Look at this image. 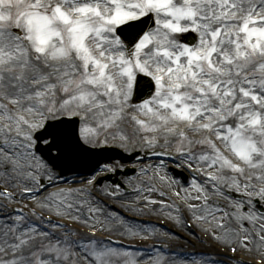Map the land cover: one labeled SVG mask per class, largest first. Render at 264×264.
<instances>
[{
    "label": "snow or ice",
    "instance_id": "6c2138e0",
    "mask_svg": "<svg viewBox=\"0 0 264 264\" xmlns=\"http://www.w3.org/2000/svg\"><path fill=\"white\" fill-rule=\"evenodd\" d=\"M110 142L160 158L136 203L264 264V0H0V264H176L130 251L151 233L104 215L127 192L95 190L115 166L57 183ZM17 194L30 213L10 209Z\"/></svg>",
    "mask_w": 264,
    "mask_h": 264
},
{
    "label": "rangeland",
    "instance_id": "374dc122",
    "mask_svg": "<svg viewBox=\"0 0 264 264\" xmlns=\"http://www.w3.org/2000/svg\"><path fill=\"white\" fill-rule=\"evenodd\" d=\"M128 131L130 132L131 131V129H128ZM110 143H113V144H115V146H117V143L118 142H110ZM137 143H139V142H136L135 144H130L129 145V148H132V147H136L137 146ZM117 147H119V146H117ZM120 148V147H119ZM141 149H143L142 147H140ZM120 149H122V148H120ZM123 150V149H122ZM108 166H115V168H122V166H120V163L119 162H116L115 164H111V165H108ZM171 166H169V168H170ZM171 169H173L172 167H171ZM140 170V169H139ZM139 170H138V173H139ZM180 170V169H179ZM115 171H116V169H115ZM173 171V170H172ZM104 173V172H103ZM137 173V174H138ZM102 174V173H101ZM136 174V176H138ZM141 178L142 177H139V179L138 180H141ZM120 179H122V177H120V178H118V180H120ZM159 183L157 182V185H158ZM107 184L106 183H104V184H102L100 187H98L97 189H96V191L97 192H99L100 190H101V188H104V186H106ZM108 186H110V185H108ZM114 190V189H113ZM172 197L173 198H175L176 199V197L175 196H173L172 195ZM153 199H157V200H159V199H161L160 197H157V198H153ZM137 201V197H135L134 199H132V200H129L128 202H133V203H135ZM128 202H125V201H123V203H124V205H128ZM168 203H171L169 200L167 201ZM109 203H112V204H117V206L118 205H120L122 202H121V199H119V198H115V199H113V198H106L105 200H104V209L106 210V211H108L109 213H112L113 215H115V217H117V220H120L121 219V215H123V214H121V213H119V211H117V210H115L114 208H112V207H110L109 206ZM32 207V205L31 204H28V207H27V209H30ZM154 211H143V212H141V213H134V214H136V215H144V216H149V214H152V216H156V217H159V218H166V219H170V220H172V222L174 223V225H175V227H177L178 228V226L179 225H177L176 224V220H177V213L175 212V211H171L170 213H169V211L167 210H165V211H163V212H161V211H159V209H160V206H155L154 207ZM125 210L127 211L128 209L127 208H125ZM86 211V210H85ZM28 212H30V210L29 211H27V213ZM182 212H184V213H188L187 212V210L186 209H183L182 210ZM126 213V212H125ZM124 213V214H125ZM131 213H133V212H131ZM45 214H48V213H45ZM189 214V213H188ZM49 215V214H48ZM154 216V217H155ZM55 217V216H54ZM55 218H57V217H55ZM97 227L99 228L100 226L99 225H97ZM109 227H114V226H109ZM181 229L183 228V227H181V226H179ZM100 232H104V231H100ZM144 232L145 233H151L150 231H148V230H144ZM104 233H106V234H109V235H114V236H118V237H122L121 236V234H120V232H114V233H109V232H104ZM193 236H195V235H193ZM123 238H125V237H123ZM125 239H128V240H131L132 238L131 237H127V238H125ZM149 239H154V240H163V242H165V243H167V242H172V243H175V245H174V248H175V252L174 253H172V252H170V251H172V250H170V249H161V250H157V249H153V248H149V247H140V248H138V249H132V250H130V251H134V252H137L138 254H140V255H144L145 253H147V254H150V255H160V256H163V257H165V258H171L172 260H176L177 259V256H178V260H183V258L181 257V254L178 252V251H187L189 254H191L192 256L191 257H189V256H184V258L187 260V262H190V261H192V260H194L195 258H197V257H200V258H205V259H207V258H209V257H212V256H219V255H216L217 253L216 252H211V251H206V252H204V250H202V249H194V247L192 246V244H190L189 242H186V241H183V240H181V239H179L178 237L176 238V236L172 233H170V234H168V235H166V236H159V237H157L156 235H153V234H151V237L149 238ZM168 244V243H167ZM204 244H206V245H203V246H205V248H208V244L207 243H204ZM186 245H188L192 250H190V249H186ZM178 249H177V248ZM211 249V248H210ZM194 250V251H193ZM253 253H257L256 251H255V249H253V251H252ZM227 253V252H226ZM215 258H218V257H215ZM221 259H223V258H221ZM82 264H83V262H82ZM210 264H211V262H210ZM220 264H223V263H220Z\"/></svg>",
    "mask_w": 264,
    "mask_h": 264
},
{
    "label": "bare ground",
    "instance_id": "6f19581e",
    "mask_svg": "<svg viewBox=\"0 0 264 264\" xmlns=\"http://www.w3.org/2000/svg\"><path fill=\"white\" fill-rule=\"evenodd\" d=\"M149 173L150 174H152L151 173V170L149 171ZM145 178H147V177H143V178H141V179H145ZM136 180H134V179H132V180H130V179H123V180H121V183L123 184V185H125V186H127V185H132V184H134V182H135ZM140 181V180H139ZM77 182V183H76ZM75 185L76 186H79V182L78 181H75ZM108 186V184L106 185V186H104V188L105 187H107ZM137 186H142L141 185V182H140V185L139 184H137ZM101 189H103V188H101ZM144 194H147L148 195V193H144ZM158 196H156L155 194H152L151 195V198H157ZM119 199H121L122 201H128L129 199H132V198H134V197H129V198H125V196L124 195H120L119 197H118ZM21 200H23V198L21 199ZM29 200H31L32 201V199L30 198ZM148 210H155L154 208H148ZM167 211V210H166ZM109 212L108 211H106L105 209H104V215H107ZM189 216H190V214H189ZM101 219H103V215L101 216ZM116 220H117V217H116ZM118 221V220H117ZM124 221H125V219H124ZM126 223H128V224H130V225H132L133 227H135V228H137V229H143V230H148V231H150L151 232V234H153V235H156L157 237H159V236H165V235H168V234H170V233H168L167 232V230L166 229H159V228H155V227H153V226H149V225H140V224H135V223H133V222H127V221H125ZM108 226H115L114 224H108ZM189 249H191L190 247H188ZM202 250H204V252H206V250H205V248L204 249H202ZM208 251V250H207ZM192 255H189V257H191ZM181 257L183 258V260L181 261V260H178V256H177V259L175 260L176 261V264H181V262H186V264H193V262H207V264H210V258L209 259H205V258H200V257H197V258H195L194 260H192V261H190V262H187V260L184 258V255H181ZM239 258V257H238ZM227 263H229V264H232L231 262H229V261H226Z\"/></svg>",
    "mask_w": 264,
    "mask_h": 264
}]
</instances>
